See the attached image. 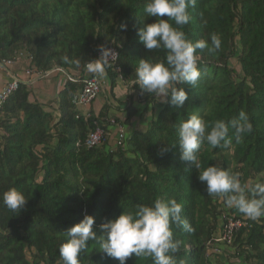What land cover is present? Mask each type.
Returning a JSON list of instances; mask_svg holds the SVG:
<instances>
[{"label":"trees","instance_id":"16d2710c","mask_svg":"<svg viewBox=\"0 0 264 264\" xmlns=\"http://www.w3.org/2000/svg\"><path fill=\"white\" fill-rule=\"evenodd\" d=\"M146 2L0 0V61L23 54L38 73L60 67L79 76L76 81L66 79L60 88L57 114L32 100L21 81L1 104L0 264H63L58 250L63 232L86 214L95 218L93 227L100 234L98 226L123 210L135 211L140 204L169 198L184 205L183 214L195 228L189 234L173 226L174 238L182 241L177 264H214L209 256L213 246L208 243L214 241L218 219L231 216L243 219L245 225L230 246L237 247L247 264H264V218L253 221L227 207L224 197L207 195L198 170L180 159L178 145H171L178 139L180 123L194 113L211 124L231 120L244 110L253 131L237 142L230 129L232 143L226 147L212 149L205 143L200 161L207 167L220 159L222 167L239 173L244 183L250 180V186L258 178L264 181V0H197L189 9L192 20L182 26L188 38L210 41L215 33L221 48L215 53L197 50L202 76L195 88L182 85L189 97L180 109L133 86L140 58L165 56L163 50L149 52L137 37ZM154 21L155 17H147L144 22ZM110 42L118 49L119 70H106L109 95L114 97L120 78L145 95L142 109L152 112L145 129L126 132L124 149L112 146L110 140L96 147L85 144L97 124L108 123L107 100L89 117L72 102L83 85L84 65ZM232 57L240 74L228 64ZM123 112L112 117L125 127L138 108L130 100ZM161 147L168 150L161 154ZM13 187L28 198L19 213L2 203L3 192ZM80 258L82 264H119L94 241ZM126 264L153 262L133 255Z\"/></svg>","mask_w":264,"mask_h":264},{"label":"clouds","instance_id":"9594fccd","mask_svg":"<svg viewBox=\"0 0 264 264\" xmlns=\"http://www.w3.org/2000/svg\"><path fill=\"white\" fill-rule=\"evenodd\" d=\"M196 4L197 0H147L144 15L140 17L142 26L136 30L139 41L149 52L163 50L165 56L163 59L140 58L135 67L133 86L138 85L142 92L164 100L176 109L182 108L189 97L182 85L195 88L202 76L197 50L207 49L209 53H215L221 48V39L215 33L210 35V41L200 39L193 42L182 30V26L192 20L189 9H194ZM147 17H155V21L144 22ZM122 27L126 28V25ZM100 53L99 58L87 61L84 67L88 73L102 79L117 54L103 45ZM63 60L69 62V57L64 56ZM75 63L79 64V61ZM230 129L234 130L232 135L237 142L251 133L253 125L248 113L241 110L231 120L220 119L211 124L194 113L180 123L178 139L171 145H178L180 159L192 163L198 170V179L206 184L207 195L224 197L227 207L258 221L264 218V181L258 178L250 186L241 181L239 173L218 164L203 167L200 161L205 143L212 149L232 143ZM167 150V147H161L160 153ZM27 199L14 187L2 194L3 205L13 213H19ZM183 213L184 205L177 199H156L138 205L135 211L123 210L116 218L104 221L98 226L100 234L93 227L95 218L86 214L63 232L65 239L59 246V256L63 264H82L81 254L87 251L89 241H94L100 251L119 264H126L133 255L150 257L153 264H177L176 254L181 251L182 241L174 238L173 226L189 234L195 231Z\"/></svg>","mask_w":264,"mask_h":264},{"label":"built area","instance_id":"2783aa9c","mask_svg":"<svg viewBox=\"0 0 264 264\" xmlns=\"http://www.w3.org/2000/svg\"><path fill=\"white\" fill-rule=\"evenodd\" d=\"M105 46L111 48L117 54L116 58H114L112 61V68L115 70H119V67L116 65L119 57L117 46L114 42H110ZM100 54L101 53L99 49L96 58H99ZM13 62L14 60L11 59L2 60L0 61V67L6 68L7 66H10ZM53 70H58L64 73L66 79L68 80L76 81L77 79H79V76L71 75L66 70L60 67H54ZM84 71L85 73L83 77V85L81 89L76 92L72 99L73 104L78 110L91 103L103 91V80L101 78H97L94 74L88 73L85 70V67ZM27 72L29 73V71ZM19 83L20 80L14 76L10 77V79L5 83V85L0 90V107L1 104L5 101V99L18 88ZM82 114L85 117L90 116V112H84ZM107 122L108 123L104 125L105 127H102L101 125L97 124L95 129L87 134L85 140V144L87 147L100 146L105 142L112 140L114 147H120L124 149L126 139L125 127L122 123L116 121L115 118L112 116L108 117ZM243 225H245L243 219L234 218L232 216L227 218L222 224L220 234L214 237V241L208 243L209 246H213L214 252H218L219 248L215 247L217 243H222L226 245L232 244L236 231L239 230Z\"/></svg>","mask_w":264,"mask_h":264},{"label":"crops","instance_id":"0c3cea01","mask_svg":"<svg viewBox=\"0 0 264 264\" xmlns=\"http://www.w3.org/2000/svg\"><path fill=\"white\" fill-rule=\"evenodd\" d=\"M27 71H29V73ZM58 72H60V71L51 69L45 73H38L29 67L28 59L23 54H21V55H19L18 58H16L14 60V62L10 66H7L6 68L0 67V90L5 85V83L10 79V77L14 76V77L18 78L22 83H24L28 86L29 96L32 100H36V101L40 102L44 106V108L49 110V111H51V109H53L54 114H57L58 113L57 103H56L57 94H58L60 88L66 82L65 74L61 73V72L59 74ZM102 80L104 83L107 81V74L105 75L104 78H102ZM118 89H119V87L117 85L113 91L114 92L113 98H117V100L112 98L113 101L116 102L115 104L109 102L108 96L107 95L105 96L107 102L110 104L109 116H113L115 114L116 115H123L122 110L125 107V105L128 104V102L130 101L129 100V101L125 102L124 96H120V95H122L124 90H121L122 91L121 92L119 89V92H118L117 91ZM131 92H133V90H131L129 88V91H128L129 95ZM118 93H120V94H118ZM135 93H137V92H135ZM100 95H102V94H100ZM133 99H134L133 103H134L135 107L138 108L136 103H135L136 95H133ZM103 104H104L103 102L99 103L97 109L95 110L94 106H93V101H92L91 103H89L86 106H84L83 108H81L79 111L81 113H84V112H90L91 110H93L96 113V112H98V110L101 108V106ZM116 106H118L120 109L117 108ZM142 106H141V108H143ZM141 108H138L140 110H138V114L132 118L131 123H133V120L137 116L141 115V117H142V113H141L142 109ZM113 110H114V112H113ZM137 123H140L142 125L144 124L143 122H140V121L135 122L133 124L132 129H134V127L137 126ZM110 144L113 146L112 140H110Z\"/></svg>","mask_w":264,"mask_h":264},{"label":"rangeland","instance_id":"374dc122","mask_svg":"<svg viewBox=\"0 0 264 264\" xmlns=\"http://www.w3.org/2000/svg\"><path fill=\"white\" fill-rule=\"evenodd\" d=\"M228 64H229V66L231 68H233L234 70H236L237 73L240 74V65L238 64V62H237V60H236L235 57H232L228 61ZM58 73L60 74V72H58ZM117 85H118L120 91L121 90H124V92L120 96H124V98H125L124 101L125 102L126 101H129V100L134 101L133 95H136L135 103H136V105H137L138 108H141L142 104L146 100L144 98L145 95H143V93H135V91H133L129 95L128 91H129V88H130V86H129L130 84L129 83H126L125 81L121 80L120 78H118ZM102 88H103V91L101 92L102 95H98L93 100V106H94V109L95 110L97 109L99 103H101V102L105 103L106 102V97H105L106 95L108 96V99H109L108 101L111 102V103H114L115 104L116 102H114L113 99H116L117 100V98H113V96H110L109 93H108V88H109V80H108V78H107V81L105 83L103 82ZM119 89L117 90L118 92H119ZM118 94H120V93H118ZM137 94H138V96H137ZM149 101L150 102H153L150 99H149ZM116 107L119 108L118 106H116ZM153 108L155 109L154 106H153ZM138 110H140V109H138ZM145 110L146 109H142V111H141L142 117H141V115L137 116L133 120V123L128 124V125L125 126V131L127 133H129L132 130L133 124L135 122H139L140 121V122H143L144 124L142 125L140 123H137V126L134 127V129L142 130V129H145L147 127L148 124L146 125L145 123H147V120H148L147 118H149L151 116L152 112H150L148 110L146 112ZM53 111L54 110L51 109V112L52 113H54ZM113 112H114V110H113ZM217 164L220 165V166H222L221 165V162H220V159H218ZM249 182H250V180L248 181V183ZM223 222L224 221H222V218H219L218 219V226H217V229H216V235H219L220 234ZM216 246H218V248H219V251L217 253H211L212 252L211 249L214 251L213 248H210V252H209V254H210L209 256H210V258H211V260H212V262L214 264H247L246 261L244 260V256L243 255H240L237 247L230 246V245H227L226 246L225 244H222V243H217Z\"/></svg>","mask_w":264,"mask_h":264}]
</instances>
